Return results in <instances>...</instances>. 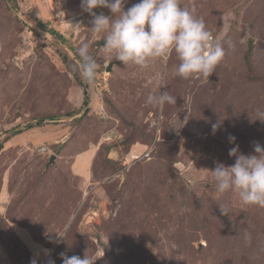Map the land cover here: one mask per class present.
<instances>
[{
	"label": "rangeland",
	"instance_id": "374dc122",
	"mask_svg": "<svg viewBox=\"0 0 264 264\" xmlns=\"http://www.w3.org/2000/svg\"><path fill=\"white\" fill-rule=\"evenodd\" d=\"M181 4L225 47L208 81L177 76L172 53L114 59L86 83L77 47L105 53L81 0H0V264H264V207L219 193L211 172L235 145L264 146V0ZM160 90L176 104H147Z\"/></svg>",
	"mask_w": 264,
	"mask_h": 264
},
{
	"label": "clouds",
	"instance_id": "9594fccd",
	"mask_svg": "<svg viewBox=\"0 0 264 264\" xmlns=\"http://www.w3.org/2000/svg\"><path fill=\"white\" fill-rule=\"evenodd\" d=\"M125 3L126 0H81L82 11L92 17L91 29L104 41L105 53L101 63L90 53L86 41L77 47L81 60L79 71L86 83L94 82L98 70L101 67L107 70L114 59L124 65L147 68L155 59L162 58L166 62L172 53L179 60L175 68L177 76L208 81L226 50L207 28L203 17L195 15L194 9L182 6L181 0H138L126 10ZM96 8H107L111 15L97 14ZM233 46L229 41L228 47ZM166 86L162 80L159 88ZM146 103L162 108L165 104H176V97L167 90H160L158 94L148 95ZM257 118L264 121V111L259 112ZM218 128L219 122L212 125L213 132ZM229 141L234 142L235 137L230 135ZM228 154L235 157L233 164L217 162L211 170L217 191L221 194L233 191L243 204L264 207V146L256 142L253 153L246 155L235 145ZM219 207L222 214H228L226 207ZM245 238L251 242L250 234ZM60 256L62 264H95L98 258L90 255L69 257L64 253ZM47 264H55V261L49 259Z\"/></svg>",
	"mask_w": 264,
	"mask_h": 264
},
{
	"label": "trees",
	"instance_id": "16d2710c",
	"mask_svg": "<svg viewBox=\"0 0 264 264\" xmlns=\"http://www.w3.org/2000/svg\"><path fill=\"white\" fill-rule=\"evenodd\" d=\"M52 34H57L56 31H51ZM252 48H253V44H252V41H249V44H248V47H247V50H246V53L244 55V58H245V61L249 64L250 63V56H251V52H252ZM86 100H84V103H85ZM29 127H32V124H29L28 126H26V128H29ZM23 131V129H15L12 131L13 135H16V134H19ZM5 139H8V136L5 138ZM3 144L0 143V149L2 148ZM125 173L124 172H121V176L122 178H124ZM244 253V251L242 252V254ZM238 257H239V254H238ZM243 257H244V254H243ZM242 257V258H243ZM244 259V258H243ZM236 260H237V264H241V260L237 259L236 257Z\"/></svg>",
	"mask_w": 264,
	"mask_h": 264
},
{
	"label": "water",
	"instance_id": "95a60500",
	"mask_svg": "<svg viewBox=\"0 0 264 264\" xmlns=\"http://www.w3.org/2000/svg\"><path fill=\"white\" fill-rule=\"evenodd\" d=\"M102 43H104V41H102ZM112 69V64H109L108 68L106 71H110ZM87 93V88L85 89V94ZM87 97V95H86ZM88 101H87V98H86V101H85V104L87 105ZM87 108H85V111H86ZM54 155L50 156V159H49V162L48 163H51L53 160H54Z\"/></svg>",
	"mask_w": 264,
	"mask_h": 264
}]
</instances>
